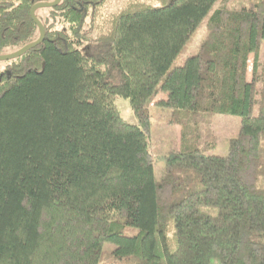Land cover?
<instances>
[{"label":"trees","instance_id":"obj_1","mask_svg":"<svg viewBox=\"0 0 264 264\" xmlns=\"http://www.w3.org/2000/svg\"><path fill=\"white\" fill-rule=\"evenodd\" d=\"M52 1L0 0V55L38 39L30 10ZM216 2L36 11L43 42L0 74V264H264V0ZM205 19L200 50L175 65ZM161 92L177 96L181 145L156 180L148 107ZM214 115L240 118L225 157L203 141Z\"/></svg>","mask_w":264,"mask_h":264},{"label":"rangeland","instance_id":"obj_2","mask_svg":"<svg viewBox=\"0 0 264 264\" xmlns=\"http://www.w3.org/2000/svg\"><path fill=\"white\" fill-rule=\"evenodd\" d=\"M125 0H110L106 11H115L124 3ZM225 0H217L214 5V9L217 8L220 3ZM229 2H237L243 0H228ZM38 15L41 18L46 16L45 11L41 9L38 11ZM203 20L197 30L191 36L190 40L185 45L183 52L178 56L175 65H180L183 61L193 55H196L201 48V44L206 35L205 23ZM259 62L264 61V42L261 44L258 52ZM252 68V56L248 62L247 80L251 79ZM6 69L3 62L0 63V74ZM177 96L170 92L159 93L151 102L148 107V113L150 117V127L148 133L149 152L153 162V171L156 180H159L162 176L166 158L180 149V133L181 126L177 125L172 118L173 109L176 107ZM256 99L259 100V94L256 95ZM115 106L121 116V118L128 124H134L135 120L130 109L128 100L123 98H117L115 100ZM258 113V105L253 111V116ZM240 126V118L237 116L226 115H214L205 119L201 123L203 130V141L214 140L215 147L209 152L212 156L225 157L228 154L229 141L234 139L238 135ZM201 212L210 216L217 215V209L211 207H201ZM135 232L133 229H128L126 234L133 235ZM114 249L111 244L104 246V258ZM211 264H218L217 261H212Z\"/></svg>","mask_w":264,"mask_h":264},{"label":"water","instance_id":"obj_3","mask_svg":"<svg viewBox=\"0 0 264 264\" xmlns=\"http://www.w3.org/2000/svg\"><path fill=\"white\" fill-rule=\"evenodd\" d=\"M60 2H61V0H53L52 2H49V3H38L31 8L30 17H31L32 22L38 28V31H39L38 39L35 42L28 44V45L24 46L23 48L15 51L13 53L0 55V63L19 58L22 55H24L26 52L36 48L37 46H39L43 42L44 37H45V30H44V27L42 26L41 22L36 18L35 13H36V11H38L40 9L55 8L60 4Z\"/></svg>","mask_w":264,"mask_h":264}]
</instances>
